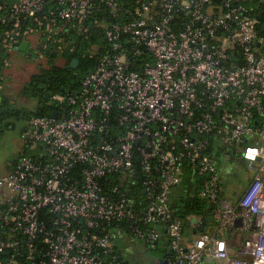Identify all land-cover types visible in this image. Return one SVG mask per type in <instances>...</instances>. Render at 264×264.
Listing matches in <instances>:
<instances>
[{
	"label": "built area",
	"instance_id": "built-area-1",
	"mask_svg": "<svg viewBox=\"0 0 264 264\" xmlns=\"http://www.w3.org/2000/svg\"><path fill=\"white\" fill-rule=\"evenodd\" d=\"M97 5L103 55L0 172V264H123L162 232L172 256L151 264H264V0H0V43L60 44ZM233 150L254 173L234 204L216 160ZM186 171L217 229L192 241L171 200Z\"/></svg>",
	"mask_w": 264,
	"mask_h": 264
},
{
	"label": "trees",
	"instance_id": "trees-1",
	"mask_svg": "<svg viewBox=\"0 0 264 264\" xmlns=\"http://www.w3.org/2000/svg\"><path fill=\"white\" fill-rule=\"evenodd\" d=\"M99 6L100 5H97V7L93 8L88 17L80 24H75L73 26L64 42L55 45L48 42L47 47L44 48L46 41H42L41 43L30 45L25 53L17 51L18 54H22L26 62L31 63L38 61L36 63L37 72L30 76L29 80L25 82L20 90L23 95L35 97L38 103L35 110L22 117L12 108L11 100L6 96L8 94L7 92H9L8 85H3L0 90L1 128H8L11 126L9 121L12 118L21 119L23 121L26 120L27 125V121L33 116H52L53 112L57 110V107L55 104H52L50 99L53 96L65 95L68 92L76 90L81 80L96 67L98 60L105 51L106 42L103 37V32L110 21L103 7H100L98 11ZM261 19L264 20V18ZM0 28L4 29L1 25ZM73 60H78L79 62L76 69L70 67ZM58 61H62L63 64L58 65ZM41 62H45V64ZM10 64L11 54L8 50L4 49L0 43L1 86L3 81L9 80L8 76H6V71ZM24 149L22 156L18 160L23 157L32 156V152L26 145ZM231 156H236V154L233 155L231 152ZM18 160L16 162H18ZM74 173L76 174V171H74L73 174ZM190 176V173L187 171L184 172L182 184H189V186H191ZM111 182L112 185H115L114 181ZM135 194L142 199L143 194L139 192L137 186L132 189L131 195L134 196ZM187 196V190H184V192L180 194L177 192L172 193L171 200L175 207V216L183 223V234L189 236L191 234L189 230L192 228V225H187V218L202 217L204 221H208L211 217V212L210 207L205 201L197 198L190 199V197L187 198ZM111 228L114 229L115 227ZM141 229L146 232L149 227L142 225ZM196 232L199 234V229H197ZM165 238L166 234L162 232L163 240L153 244L144 243L141 247L142 251H144V255L137 263L149 264V258L160 261H164V259L168 260L172 255L168 246L165 245ZM119 260L122 261L123 264H131L125 260L124 255L119 254Z\"/></svg>",
	"mask_w": 264,
	"mask_h": 264
},
{
	"label": "rangeland",
	"instance_id": "rangeland-1",
	"mask_svg": "<svg viewBox=\"0 0 264 264\" xmlns=\"http://www.w3.org/2000/svg\"><path fill=\"white\" fill-rule=\"evenodd\" d=\"M36 62H26L22 54L17 51L11 53V64L6 71L7 76L11 81L12 90L15 92H7V97L10 98L12 108L17 111L22 117L28 115L36 109L37 99L33 96L23 95L20 90L30 76L37 72ZM45 64V62H41ZM62 65V61L57 62ZM8 128L0 127V172L4 171L7 166L14 164L24 152V140L21 135L26 126V120L12 118ZM218 162L217 170L219 171L221 181L224 187L223 200L235 202L239 199L240 194L245 190L248 182L251 181L254 173L247 168L246 163L239 155L230 156L229 160L217 155ZM187 190L188 197L194 196L195 186L182 184L173 190V193H183ZM208 209V208H207ZM126 242V240H125ZM123 255L125 260L131 264H136L144 255V251L140 248H135L132 244H127L124 247ZM128 256V257H127Z\"/></svg>",
	"mask_w": 264,
	"mask_h": 264
},
{
	"label": "crops",
	"instance_id": "crops-1",
	"mask_svg": "<svg viewBox=\"0 0 264 264\" xmlns=\"http://www.w3.org/2000/svg\"><path fill=\"white\" fill-rule=\"evenodd\" d=\"M6 76H7V74H6ZM5 84L8 85V90L10 92H12L13 90H12L10 79L8 81L7 80L3 81L2 86L0 85V90L3 87V85H5ZM13 92H15V91H13ZM248 185L249 184H247V186ZM224 192H225V190H224ZM224 192H223V195H224ZM235 202H233V204ZM199 218L200 219L198 220L197 225H192V228L189 230V232L191 234L189 236L188 235L186 236V235L183 234L184 240L192 241L199 234H215L216 233V231H217L216 222L212 218V216L208 219V221H204V219L202 217H199ZM202 225H203V227H202ZM201 228L203 230H201ZM197 229H199V231H200L199 234H197V232H196ZM223 237H224V239H226L227 247H228V251H229L230 255L233 256V257H237L238 256V251H239V248H240L241 242H242V234H241V232H239V231L229 232V233L224 234ZM141 250H142V248H141ZM164 260H166V259H164ZM136 262H139V261H136ZM205 263L206 264H224L222 261L214 259V258H207ZM136 264H138V263H136Z\"/></svg>",
	"mask_w": 264,
	"mask_h": 264
},
{
	"label": "water",
	"instance_id": "water-1",
	"mask_svg": "<svg viewBox=\"0 0 264 264\" xmlns=\"http://www.w3.org/2000/svg\"><path fill=\"white\" fill-rule=\"evenodd\" d=\"M263 29H264V26H262V30ZM28 47H29V44L27 42H23L19 47H15L14 49L15 50H18L20 52L25 53L28 50ZM78 64H79L78 60H73L71 62V64H70V67L72 69H76L78 67ZM56 116H57V114H55V113L52 114V117L53 118H56ZM232 154L235 155L236 154V151L233 150L232 151ZM197 223H198V219L197 218H192L191 220H189L187 222V225H196ZM237 226H240V219L237 220ZM202 227H203V225H202ZM201 230H203V229L201 228ZM165 245L167 246V243H165ZM154 260H155L154 258H149L148 259L149 264H151L152 262H154ZM203 262H204V259H203Z\"/></svg>",
	"mask_w": 264,
	"mask_h": 264
},
{
	"label": "flooded vegetation",
	"instance_id": "flooded-vegetation-1",
	"mask_svg": "<svg viewBox=\"0 0 264 264\" xmlns=\"http://www.w3.org/2000/svg\"><path fill=\"white\" fill-rule=\"evenodd\" d=\"M248 184H250V182L248 183ZM197 196H196V192H194V198H196Z\"/></svg>",
	"mask_w": 264,
	"mask_h": 264
}]
</instances>
